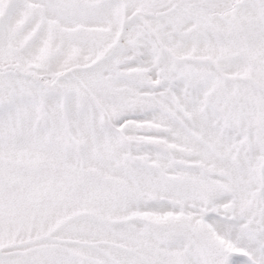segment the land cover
Instances as JSON below:
<instances>
[{
    "label": "snow or ice",
    "instance_id": "snow-or-ice-1",
    "mask_svg": "<svg viewBox=\"0 0 264 264\" xmlns=\"http://www.w3.org/2000/svg\"><path fill=\"white\" fill-rule=\"evenodd\" d=\"M0 264H264V0H0Z\"/></svg>",
    "mask_w": 264,
    "mask_h": 264
}]
</instances>
